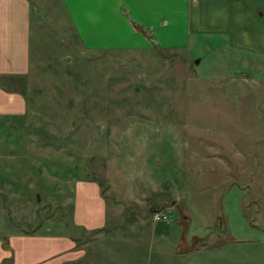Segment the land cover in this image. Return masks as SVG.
I'll return each mask as SVG.
<instances>
[{
	"label": "rangeland",
	"instance_id": "374dc122",
	"mask_svg": "<svg viewBox=\"0 0 264 264\" xmlns=\"http://www.w3.org/2000/svg\"><path fill=\"white\" fill-rule=\"evenodd\" d=\"M30 2L28 72L0 81L22 101L0 112V235L83 228L78 191L95 185L102 228L135 231L143 264H169L154 242L184 229L199 239L191 264H264V65L220 36L92 54L60 0Z\"/></svg>",
	"mask_w": 264,
	"mask_h": 264
},
{
	"label": "crops",
	"instance_id": "0c3cea01",
	"mask_svg": "<svg viewBox=\"0 0 264 264\" xmlns=\"http://www.w3.org/2000/svg\"><path fill=\"white\" fill-rule=\"evenodd\" d=\"M60 3L81 46L92 54L152 51L178 54L192 50L198 40L214 41L220 36L229 48L250 62L264 65V0H60ZM31 8L30 0H0V81L28 72ZM21 105L18 96L5 95L0 89V112L16 113ZM78 192L75 222L83 228L71 229L67 236L49 233V228L45 233L0 235V264H143V247L135 245L139 241L131 236L135 231L115 234L116 231L102 228L107 209L99 198V188L87 185ZM92 200L101 203L98 213L90 205ZM165 234L161 232L160 236L168 239ZM177 235L173 234L172 244L154 242L159 248L156 252L159 258L152 257L156 263L170 264L171 260L166 258L181 256L182 262L178 264H191L186 256L196 252L194 247L199 239L185 229ZM81 237L91 240L82 241ZM106 241L113 244L107 246Z\"/></svg>",
	"mask_w": 264,
	"mask_h": 264
},
{
	"label": "built area",
	"instance_id": "2783aa9c",
	"mask_svg": "<svg viewBox=\"0 0 264 264\" xmlns=\"http://www.w3.org/2000/svg\"><path fill=\"white\" fill-rule=\"evenodd\" d=\"M154 220L156 221V223H159V222H163V221L167 220V217L163 213L157 214L154 216Z\"/></svg>",
	"mask_w": 264,
	"mask_h": 264
}]
</instances>
